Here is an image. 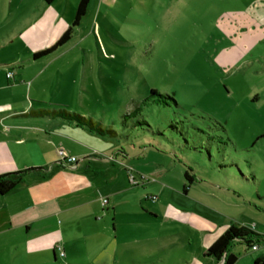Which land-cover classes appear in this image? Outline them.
<instances>
[{
    "label": "rangeland",
    "instance_id": "rangeland-1",
    "mask_svg": "<svg viewBox=\"0 0 264 264\" xmlns=\"http://www.w3.org/2000/svg\"><path fill=\"white\" fill-rule=\"evenodd\" d=\"M40 4L0 0V64L13 75L12 87L0 89V109L62 108L113 133L97 135L58 117H0V174L60 161L57 150L70 155L71 144L78 164L88 163L85 169L111 192L108 202H97L98 209L108 207L96 216L104 226L148 225L156 233L166 219L150 210L162 213L170 201L188 208L165 196L188 170L223 187L214 199L193 184L191 196L201 194L202 205L219 218L254 229L252 221L264 218V0H90L71 38L31 60L62 33L49 29L58 20L57 2L49 5L54 13L41 15L30 50L10 37ZM16 139L44 149L18 157ZM81 147L96 158L83 160ZM237 245L236 264H250Z\"/></svg>",
    "mask_w": 264,
    "mask_h": 264
},
{
    "label": "crops",
    "instance_id": "crops-1",
    "mask_svg": "<svg viewBox=\"0 0 264 264\" xmlns=\"http://www.w3.org/2000/svg\"><path fill=\"white\" fill-rule=\"evenodd\" d=\"M39 1L41 4L36 13L9 31L10 37H17L26 49H29L31 38L40 36L43 26L39 21L41 15L48 16V10L53 12L49 5L57 2L60 5L56 12V25L49 28L53 35H57L71 22L78 2L74 0L72 5L66 0ZM17 20H22V16H18ZM42 42L39 40L40 44ZM4 66L0 64V75L4 72L6 83H0V89H9L12 85L7 83L13 75L7 77ZM24 114L15 111L7 113L0 109L2 118L23 117ZM12 144L16 145V155L23 158L35 148L41 152L44 149L42 143L33 140L16 139ZM70 147L68 153L75 156L71 144ZM80 149L83 160L86 158L88 162L90 158H96L83 147ZM45 166L47 169L42 176L30 174L22 184L0 195V264H223L221 259L205 256L204 251L232 222L228 217L219 218L217 212L205 208L201 203V194L191 196L190 188L193 184H200L208 188L210 196L216 199L213 194L217 195L223 189L221 185L196 177L183 192L185 179L182 173V182L175 189L166 191L165 196L167 201L174 197L176 201L187 204L188 208L170 199L173 206L167 202L162 213L150 210L149 215L166 219L153 234L148 225H116L112 222L108 227L96 220L98 212L108 208L102 205L98 209L97 202L102 198L108 202L111 192L106 189V181L95 178V174L85 169L88 163L82 167L76 158L71 165L56 160ZM156 171L160 179V171L164 168ZM217 201L221 208L222 203ZM167 206L172 212L167 211ZM259 211L262 213V209ZM59 217L64 221L61 222ZM257 219L259 223H251L254 229L249 228L264 237V218L259 216ZM170 230L172 236H169ZM235 244L240 246L239 252L250 257V264L258 256L264 257V239L251 254H247L245 246L237 242L230 252L235 253ZM57 246L61 247L63 255L59 254Z\"/></svg>",
    "mask_w": 264,
    "mask_h": 264
},
{
    "label": "trees",
    "instance_id": "trees-1",
    "mask_svg": "<svg viewBox=\"0 0 264 264\" xmlns=\"http://www.w3.org/2000/svg\"><path fill=\"white\" fill-rule=\"evenodd\" d=\"M53 1L54 0H44L45 3H51ZM89 1L90 0H78L73 18L66 29L49 47L33 52L31 55V60H36L52 53L55 49L65 44L71 38L74 27L79 25L82 17L86 13ZM149 93L150 95H152L156 92L154 89H151ZM148 97H145L141 102L147 100ZM139 109L140 104L132 109V111H130L126 116H135ZM24 115L58 117L61 119H65L68 122H72L75 126L84 127L88 131H92L97 135H103L105 132L113 133L112 130H106L100 127L97 122H94L91 119H86L85 117L77 113L69 112L62 108L52 110L39 109L37 111H30L28 113H25ZM45 168L46 166L29 167L0 174V195H4L14 187L22 184L25 181V178L30 174L42 176L43 170ZM183 178L185 179V184L182 187V191L185 192L188 185L192 184L196 180V176L193 174H189L188 170H184ZM263 239L264 237L262 235L254 232L249 227L230 223L226 227V229L219 235V237H217L215 241H213V243L206 248V250L204 251V255L221 259L223 264H234L237 257L234 253L230 252V248L234 243H241L245 246V249L248 250V248L253 244L260 245ZM253 264H264V257L258 256L254 259Z\"/></svg>",
    "mask_w": 264,
    "mask_h": 264
},
{
    "label": "built area",
    "instance_id": "built-area-1",
    "mask_svg": "<svg viewBox=\"0 0 264 264\" xmlns=\"http://www.w3.org/2000/svg\"><path fill=\"white\" fill-rule=\"evenodd\" d=\"M11 75L12 74L9 72L6 73L7 77H11ZM57 152H58V155H59L61 161H63L64 163L71 165V164H74L76 162V157H74L73 155L66 154L62 149H58ZM129 179L131 180L133 185L138 184V182L135 180V178L133 176H130ZM154 198H155L154 196H151V199H154ZM101 202L103 204H105L107 202V199L102 198ZM258 246H259L258 244H253L248 248V250H256L258 248ZM56 249L59 251L60 255H63V251H62L60 246H57Z\"/></svg>",
    "mask_w": 264,
    "mask_h": 264
}]
</instances>
